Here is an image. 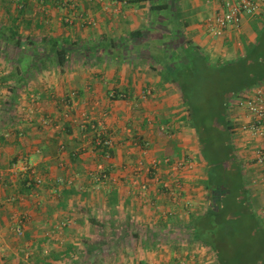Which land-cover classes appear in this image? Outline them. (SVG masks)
<instances>
[{"label": "crops", "instance_id": "1", "mask_svg": "<svg viewBox=\"0 0 264 264\" xmlns=\"http://www.w3.org/2000/svg\"><path fill=\"white\" fill-rule=\"evenodd\" d=\"M222 2L22 0L20 11L14 0H0V170L19 182L21 174L8 167L27 159L43 179L29 193L0 184L1 263L218 264L208 245L180 239L208 206L207 170L179 86L163 79L161 64L166 41L190 40L218 62L244 54L245 42L255 38L251 23L259 24L264 8L211 35L207 24ZM81 113L101 121L114 139L104 182L93 177L100 157L79 126ZM241 152L234 145L252 209L263 217L264 178L238 158ZM153 159L161 179L186 162L178 170L183 190L177 200L148 175ZM135 181L148 190L135 193ZM13 193L19 200L6 203ZM18 213L25 216L19 237L13 228Z\"/></svg>", "mask_w": 264, "mask_h": 264}, {"label": "trees", "instance_id": "2", "mask_svg": "<svg viewBox=\"0 0 264 264\" xmlns=\"http://www.w3.org/2000/svg\"><path fill=\"white\" fill-rule=\"evenodd\" d=\"M259 20L251 23L254 41L245 42L244 54L230 61L212 64L190 40L164 43L163 79L178 84L206 162L208 206L188 229L193 239L211 248L218 264H264V221L248 199L226 113L235 93L264 81V17ZM42 44L54 42L44 39ZM20 174V191L38 187L28 172Z\"/></svg>", "mask_w": 264, "mask_h": 264}, {"label": "built area", "instance_id": "3", "mask_svg": "<svg viewBox=\"0 0 264 264\" xmlns=\"http://www.w3.org/2000/svg\"><path fill=\"white\" fill-rule=\"evenodd\" d=\"M20 0H14L18 8L22 6ZM264 8V0H223L220 8L214 13L207 24L208 33L211 35H223L227 30L238 27L244 17L257 16ZM84 22H89V19ZM68 23H72V17L67 15L64 19ZM121 98H125L122 93ZM69 103L65 105L67 109H71ZM228 119L232 125L230 131L235 146L239 147L243 153L241 159L247 164H252L258 168L264 178V81H260L251 87L244 88L235 93L228 102L226 110ZM79 126L86 133L91 134L93 150L99 154V160L95 162L93 177L95 180L104 182L110 179L109 165L107 161L112 158V149L114 148V139L108 133L101 121L91 120L86 113L79 116ZM161 128L171 134L173 127L161 126ZM140 143V142H139ZM141 152L144 153L147 148V142L141 143ZM63 144L60 149H64ZM76 153L74 152V155ZM240 159V158H239ZM186 162H178L170 168V179H161L157 171L158 161L153 159L148 168L147 173L156 184H160L162 188L170 195L171 198L177 200L181 196L183 184L178 170L185 166ZM8 171L10 173H29L30 178L35 182L36 186H40L42 178L33 168L27 159H20L12 163ZM60 185H69L70 180L58 179ZM5 183V176L0 170V184ZM142 184V183H141ZM148 188L147 183L141 185V189ZM11 200L14 197H9ZM168 214L170 212H167ZM22 219L14 224V231L17 235H22Z\"/></svg>", "mask_w": 264, "mask_h": 264}, {"label": "rangeland", "instance_id": "4", "mask_svg": "<svg viewBox=\"0 0 264 264\" xmlns=\"http://www.w3.org/2000/svg\"><path fill=\"white\" fill-rule=\"evenodd\" d=\"M19 3L20 4H22V0H20L19 1ZM14 5H15V7L16 8H18V5L16 6V3L14 2ZM18 10V9H17ZM86 18H84V20H85ZM89 19V18H88ZM208 57V56H207ZM209 58V57H208ZM209 62H211L212 64L213 63H218V61L217 60H211L210 58H209ZM220 63V62H219ZM177 90L180 92V89H179V87L177 88ZM180 95H181V93H180ZM71 108V107H70ZM30 115H31V113H30ZM231 140H232V143H233V139H232V135H231ZM233 146H234V144H233ZM93 149V148H92ZM236 149V148H235ZM239 156V155H238ZM238 158H241V157H238ZM9 168V167H8ZM134 174V173H133ZM134 176H135V174H134ZM42 178V177H41ZM14 179L16 180L17 179V177H14ZM19 179V178H18ZM109 180V179H108ZM18 181V180H17ZM16 182V181H15ZM14 181H13V179L11 178L9 181H7V179L5 178V183L4 184H2L4 187H9V186H12V187H14L15 186V188H16V190H17V188H18V190H19V187H18V182H16L15 183ZM42 183H43V179H42ZM40 184V186H42L43 184ZM144 182H142V184H143ZM141 183H139V182H137V181H135V185H137V187L136 188H133V189H135V193H141V194H143V193H145L147 190H148V188H149V185L147 184V186H148V188H146V189H141V185H142ZM244 186L246 187V184H244ZM39 187V186H38ZM246 190H247V192H248V194L250 193V191H251V188L249 187H246ZM14 195H11L12 197H14V199L15 200H11L9 197L8 198H6V200H5V202L6 203H11V202H15L16 200H19V199H17V197H16V195H15V193H13ZM150 204L152 205V206H154V202L151 200L150 201ZM251 204V203H250ZM260 204H263L264 205V203H260ZM259 206V205H258ZM251 207H252V204H251ZM253 208V207H252ZM263 209H264V207H263ZM262 209V210H263ZM167 215L168 213L166 212V213H164V215ZM13 216H16L15 217V219H16V221H14L13 222V224H15L16 222H19V218L20 219H22V221L24 220V218H25V216H24V214H22V213H18V214H14ZM261 219H262V221H264V216L263 217H261ZM11 220V219H10ZM57 229H59V228H57ZM56 229V230H57ZM59 231V230H58ZM47 233H50V232H47ZM17 235V234H16ZM48 235V234H47ZM18 237H19V235H18ZM180 239H182V241L184 242V243H187V241L189 240V241H193V236L191 235V233H188V232H185V233H183V234H181V236H180ZM14 240H16L17 241V238L15 239L14 238ZM15 241V242H16ZM23 243L24 242H20V244L19 245H21V247L23 248V251H20V254L22 255V253H24V250H25V246H23ZM197 244V243H196ZM195 246V245H194ZM197 246V245H196ZM39 252L40 251V249L38 248H36L35 249V251H34V253L36 254V252ZM34 255V254H33ZM34 257H37V256H34ZM33 257V258H34ZM5 262H0V264H4Z\"/></svg>", "mask_w": 264, "mask_h": 264}]
</instances>
